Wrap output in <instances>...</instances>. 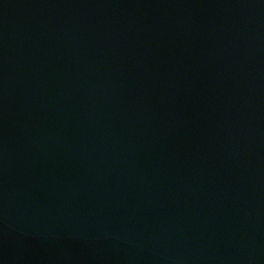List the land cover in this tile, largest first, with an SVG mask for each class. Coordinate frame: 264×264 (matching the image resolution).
I'll list each match as a JSON object with an SVG mask.
<instances>
[{"label":"water","instance_id":"water-1","mask_svg":"<svg viewBox=\"0 0 264 264\" xmlns=\"http://www.w3.org/2000/svg\"><path fill=\"white\" fill-rule=\"evenodd\" d=\"M0 264H264V0H0Z\"/></svg>","mask_w":264,"mask_h":264}]
</instances>
